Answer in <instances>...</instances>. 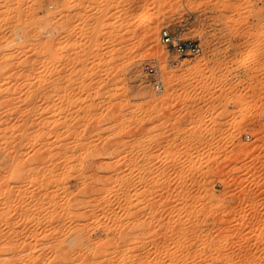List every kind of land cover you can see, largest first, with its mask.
Listing matches in <instances>:
<instances>
[{
  "label": "rangeland",
  "instance_id": "rangeland-1",
  "mask_svg": "<svg viewBox=\"0 0 264 264\" xmlns=\"http://www.w3.org/2000/svg\"><path fill=\"white\" fill-rule=\"evenodd\" d=\"M0 155V264H264V0H0Z\"/></svg>",
  "mask_w": 264,
  "mask_h": 264
},
{
  "label": "built area",
  "instance_id": "built-area-1",
  "mask_svg": "<svg viewBox=\"0 0 264 264\" xmlns=\"http://www.w3.org/2000/svg\"><path fill=\"white\" fill-rule=\"evenodd\" d=\"M162 41L167 45L173 46L181 55H197L202 51L200 43L191 39L180 38L178 35L172 34L167 29L162 31ZM147 69L149 74L155 76L153 84L158 90H162L163 84L160 79L156 77L158 74L156 68L154 66H148Z\"/></svg>",
  "mask_w": 264,
  "mask_h": 264
},
{
  "label": "bare ground",
  "instance_id": "bare-ground-1",
  "mask_svg": "<svg viewBox=\"0 0 264 264\" xmlns=\"http://www.w3.org/2000/svg\"><path fill=\"white\" fill-rule=\"evenodd\" d=\"M147 16H148V10L146 9V8H144V9H141V11H139V13L137 14V16H136V18H137V21H143L145 18H147ZM252 57H253V55H252V53L251 52H248L246 55H244V56H242L240 59H239V64L240 65H245V64H248L250 61H251V59H252ZM46 88V87H45ZM45 90V89H44ZM29 112V111H28ZM246 113H251L252 112V109L251 108H248V109H246V111H245ZM28 114V113H27ZM24 115V114H23ZM25 117L26 116H24V117H22V119L24 118L25 119ZM28 118V117H27ZM21 119V120H22ZM23 119V120H24ZM28 120V119H27ZM30 121V120H29ZM25 122H26V119H25ZM28 122V121H27ZM34 123V122H33ZM27 124V123H26ZM34 124H32V126H33ZM28 126H26V128H27ZM31 127V125L29 126V128ZM25 128V127H24ZM21 130H23V129H21ZM27 130H28V128H27ZM26 130V131H27ZM32 132V131H31ZM24 133H26V132H24ZM29 134V133H28ZM26 135V134H25ZM25 135H19L20 137H17V138H21L22 136L24 137ZM25 138H23V140H24ZM17 142V141H16ZM23 142V141H22ZM12 143H13V141H12ZM10 144V143H9ZM20 144V143H19ZM15 145V144H14ZM17 145V144H16ZM19 146V145H18ZM12 148V147H11ZM51 148V147H50ZM49 150V149H48ZM46 154V153H45ZM45 154H38V155H36V157H35V155H34V157H33V159L32 158H29L28 159V161L29 160H33V161H35L36 163H40V162H42V161H44V159L47 157ZM43 155V156H42ZM0 158H1V155H0ZM10 159V158H9ZM13 159V158H12ZM10 162H11V160H9ZM14 161V160H13ZM33 161H30V162H33ZM35 162H34V164H35ZM7 163H9L8 161H7ZM12 164H13V162H12ZM15 164V163H14ZM25 164H28L27 162L25 163ZM11 165V164H10ZM12 166V165H11ZM22 167H23V163H22V165H21ZM26 166V165H25ZM31 167V166H30ZM25 168V167H24ZM27 168V167H26ZM25 168V169H26ZM19 170H21V169H19ZM12 172V171H11ZM19 173V172H18ZM15 175V174H14ZM14 177V176H13ZM125 232V231H124ZM121 234V233H120ZM125 234H127V233H125ZM122 235V234H121ZM125 236V235H124ZM123 236V237H124ZM127 236V235H126ZM80 238V237H79ZM125 239H127V238H125ZM125 241V240H124ZM68 258V257H67ZM75 259V258H74ZM87 259V258H86ZM70 260V259H69ZM85 260V259H84ZM83 260V261H84ZM88 261V260H87ZM72 262V261H71ZM81 262V261H80Z\"/></svg>",
  "mask_w": 264,
  "mask_h": 264
}]
</instances>
